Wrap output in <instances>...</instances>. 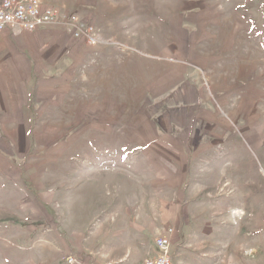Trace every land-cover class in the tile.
<instances>
[{
  "label": "rangeland",
  "instance_id": "374dc122",
  "mask_svg": "<svg viewBox=\"0 0 264 264\" xmlns=\"http://www.w3.org/2000/svg\"><path fill=\"white\" fill-rule=\"evenodd\" d=\"M46 1L105 44L0 125V264H264V0Z\"/></svg>",
  "mask_w": 264,
  "mask_h": 264
},
{
  "label": "crops",
  "instance_id": "0c3cea01",
  "mask_svg": "<svg viewBox=\"0 0 264 264\" xmlns=\"http://www.w3.org/2000/svg\"><path fill=\"white\" fill-rule=\"evenodd\" d=\"M41 3L44 8L56 7L46 0ZM78 15L92 23L88 17ZM101 44H105L101 34L100 43L93 46L84 39L75 38L63 25L46 26L36 31L13 26L0 32V125H24L27 116L30 120L31 113L26 115L25 110H30V104L38 101L34 97L37 93L31 88L35 78L58 72L61 69L59 59L65 52L75 56L87 48H99Z\"/></svg>",
  "mask_w": 264,
  "mask_h": 264
},
{
  "label": "built area",
  "instance_id": "2783aa9c",
  "mask_svg": "<svg viewBox=\"0 0 264 264\" xmlns=\"http://www.w3.org/2000/svg\"><path fill=\"white\" fill-rule=\"evenodd\" d=\"M63 25L77 39L89 45L100 43V33L92 23L85 22L77 13L62 11L56 7H42L41 0H0V32L13 26L25 31H36L46 26ZM158 255L146 259L143 264H173L171 242L161 236L156 240ZM68 264H84L74 255L67 256Z\"/></svg>",
  "mask_w": 264,
  "mask_h": 264
}]
</instances>
